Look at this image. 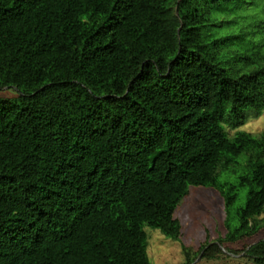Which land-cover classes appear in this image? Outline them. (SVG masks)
I'll return each instance as SVG.
<instances>
[{
  "label": "trees",
  "instance_id": "obj_1",
  "mask_svg": "<svg viewBox=\"0 0 264 264\" xmlns=\"http://www.w3.org/2000/svg\"><path fill=\"white\" fill-rule=\"evenodd\" d=\"M8 87L0 264H154L146 227L179 240L192 186L223 197L221 244L264 229V134L238 129L264 111V0H0Z\"/></svg>",
  "mask_w": 264,
  "mask_h": 264
},
{
  "label": "rangeland",
  "instance_id": "obj_2",
  "mask_svg": "<svg viewBox=\"0 0 264 264\" xmlns=\"http://www.w3.org/2000/svg\"><path fill=\"white\" fill-rule=\"evenodd\" d=\"M0 96L14 98L18 96V91L15 88H3L0 89ZM238 129L255 135L264 134V111L257 117H250ZM235 132L236 129L228 127L230 136ZM245 161L243 156L238 159L237 176L243 172ZM237 176L224 172L220 180L236 183ZM246 191L244 188L240 189V198L233 206L234 213L245 204ZM224 206L223 197L215 189L190 187L188 196L176 207L174 213L182 224L179 240L168 238L159 229L146 227L149 241L148 254L151 261L154 264H187V253L190 252L192 258H195L192 264H255L246 257V249L249 245L264 239V229L243 241L221 244L219 240L225 239L229 232L227 225L229 216ZM234 221L237 223V220ZM213 244H220V252L213 250L205 256L203 249Z\"/></svg>",
  "mask_w": 264,
  "mask_h": 264
}]
</instances>
